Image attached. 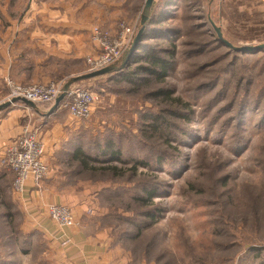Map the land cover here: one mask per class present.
I'll use <instances>...</instances> for the list:
<instances>
[{
    "label": "rangeland",
    "instance_id": "rangeland-1",
    "mask_svg": "<svg viewBox=\"0 0 264 264\" xmlns=\"http://www.w3.org/2000/svg\"><path fill=\"white\" fill-rule=\"evenodd\" d=\"M144 2L0 0V67L18 57L47 61L38 80L19 84H66L90 72L87 59L99 53L93 29L115 38L124 24L135 36ZM51 5L56 16L73 23L60 26L77 41V58H70L74 52L68 53L63 40L62 55L56 48L55 56L50 54L57 42H6L5 32L16 30L5 21L48 17ZM148 17L149 31L132 58L136 51L138 57L173 56L164 79L140 73L126 81L125 72L135 67L153 69L143 60L129 65L131 58L120 77L117 71L71 82L97 93L99 101L87 119L73 120L77 131L56 154L60 204L71 210L74 225L133 263L264 264V50H229L210 25L235 46L262 44L264 0H154ZM1 79L0 103L7 102L8 81L19 85L8 75ZM13 105L25 116L30 112L21 117L22 126L36 127L55 115H46L51 107L27 111ZM61 113L69 115L66 109ZM44 148L46 154L45 143ZM77 150L85 168L73 156ZM50 174L56 176L43 180ZM12 180L1 163L0 264H55L59 255L52 241L28 225Z\"/></svg>",
    "mask_w": 264,
    "mask_h": 264
},
{
    "label": "crops",
    "instance_id": "crops-1",
    "mask_svg": "<svg viewBox=\"0 0 264 264\" xmlns=\"http://www.w3.org/2000/svg\"><path fill=\"white\" fill-rule=\"evenodd\" d=\"M40 5L43 6L42 4ZM31 6L37 7L38 5L34 3ZM30 8L29 10H31ZM50 11L52 13L48 17H33L17 22L5 21V27L10 30H16V32H5V35H9L6 38V42L16 41L15 43L17 44L57 42L51 47L53 50H51L50 56H55L58 50L62 55L63 42L61 41L63 40L68 47V53L71 54L72 50L74 52L73 56L70 55V58H77V41L74 40L72 43L70 41V31L62 33L60 26L73 23L71 21H67L66 23L64 19L56 16L55 9L52 5L50 6ZM31 57L29 56V58ZM47 63V61L42 63L41 61L28 62L26 59H20L18 57V59H14L12 65L9 64L7 67H0V78L8 75L13 77L14 81L18 82V84H31L38 80L37 73L41 72V70H47L48 67H43ZM26 74H30L32 77L26 78ZM46 79L48 78L46 77ZM2 87H5L3 79L0 80V91ZM21 104L24 105L23 103ZM12 106V110L7 111L5 114H0V165L4 159V150L20 135L25 125H29L30 130H34L36 127L40 129L42 140L46 146L45 159L49 165L51 164V171L49 173H56V176L53 177L50 174L48 180L40 181L37 186L30 181L27 182L23 189L24 192L20 197V203L27 211L28 225L37 230H41L52 241L56 253L59 255L56 258L55 264H147L144 262L133 263L128 255H120L115 250L109 248L107 243L90 237L78 226V222L76 223L77 226L74 225L70 228L60 229L49 221L44 208L48 204H60L62 200V195L57 189V181L59 178L57 170L59 166L56 154L69 141V136L77 131V125L70 115L65 113L58 114L62 110L58 106L57 110H55V115L39 122L38 126L36 125L35 127L30 122L22 126L19 123H22L20 122L21 117L23 118L25 116L24 110L20 107L15 109L14 106L16 105ZM24 109L29 111L31 108L24 105ZM47 114L48 112H46ZM29 116L30 112L25 117Z\"/></svg>",
    "mask_w": 264,
    "mask_h": 264
},
{
    "label": "built area",
    "instance_id": "built-area-1",
    "mask_svg": "<svg viewBox=\"0 0 264 264\" xmlns=\"http://www.w3.org/2000/svg\"><path fill=\"white\" fill-rule=\"evenodd\" d=\"M134 31L124 24H120L115 38L107 32L94 28L91 38L99 53L94 58H88V71H97L111 66L122 55L123 50L132 43ZM9 94L5 101L14 98H23L34 106L49 107L55 99L62 94L64 83L51 81L44 84L17 85L12 81L7 82ZM99 95L89 89L73 85L68 89L65 99L60 103L70 117L75 121H84L97 107ZM4 102V101H3ZM1 102L0 104H3ZM36 130V131H35ZM30 130L25 125L16 139L4 150L2 163L13 175L11 188L22 195L27 182L38 185L49 173L45 162L44 143L38 137V129ZM48 219L60 229L70 228L74 225L71 210L61 204H48L45 207Z\"/></svg>",
    "mask_w": 264,
    "mask_h": 264
},
{
    "label": "water",
    "instance_id": "water-1",
    "mask_svg": "<svg viewBox=\"0 0 264 264\" xmlns=\"http://www.w3.org/2000/svg\"><path fill=\"white\" fill-rule=\"evenodd\" d=\"M153 2L154 0H145L144 5H143L144 7L143 13H142L141 20H140V27L138 28L135 36L132 39L133 41H132L131 48L129 52L126 54V57L124 58L122 64L116 69L113 68L112 66H108V67L101 68L100 70H97V71L85 73L83 76L76 77L72 79V81L64 84V87L61 90L62 94L54 101L50 110L48 111V114H52L53 111L57 110L60 102L66 96L68 89L72 86L71 82H81L87 79L98 78L102 75L116 73L117 71H120L125 67L126 63L132 58L133 52L137 49L138 45L142 41L144 32L148 25L147 23L148 18H149L148 16H149V12L151 10V5ZM210 25L215 33V37H217V39L221 42V44H223L229 50H232L238 53L257 52V51L264 50V43L259 44V45L246 44L245 46H235L232 42H229L223 37L222 30L219 26H217L212 21H210ZM19 102L23 103L25 106L35 111L36 109H38L37 106H34L31 102L19 97V98H14L11 101L3 102V104L0 105V111H3V109L9 107L10 105H13Z\"/></svg>",
    "mask_w": 264,
    "mask_h": 264
},
{
    "label": "trees",
    "instance_id": "trees-1",
    "mask_svg": "<svg viewBox=\"0 0 264 264\" xmlns=\"http://www.w3.org/2000/svg\"><path fill=\"white\" fill-rule=\"evenodd\" d=\"M149 23H150V25L153 24L152 22H149ZM148 31H149V28L146 29V31L144 33V38H145V36H147ZM137 53H138V51H136L134 53L133 58H132L129 65H131L134 62L143 60L147 64L152 66L153 69L148 70V69H145V68L139 66V67H135L133 69V72H125V71L122 72V71H120V72L116 73V75H117L116 77H120L125 72L126 74L123 76V78L126 79V81H128V82H133V78H134L133 76L134 75L137 76L140 73H146L148 75H154L157 79H164L165 78V75H166L165 70L170 65L169 62L171 61V59H173V56H169L168 59H163L159 55H154L152 52H149L147 55H144L142 57H138ZM154 68H156L157 71H155ZM157 94H164V93L162 91H159V92H157ZM153 121L155 123L158 122L156 118H154ZM73 156L75 157V159L79 162V164L83 168L86 167L87 162H86V158L84 157L83 153H81L79 150H77L73 153ZM149 194H150V196L152 195V193H149Z\"/></svg>",
    "mask_w": 264,
    "mask_h": 264
},
{
    "label": "bare ground",
    "instance_id": "bare-ground-1",
    "mask_svg": "<svg viewBox=\"0 0 264 264\" xmlns=\"http://www.w3.org/2000/svg\"><path fill=\"white\" fill-rule=\"evenodd\" d=\"M58 97H59V96H58ZM58 97H57V98H58ZM57 98H56V99H57ZM56 99H55V100H56ZM64 99H65V97L63 98V100H64ZM63 100H62V101H63ZM59 105H60V104H59ZM59 107H60V106H59Z\"/></svg>",
    "mask_w": 264,
    "mask_h": 264
}]
</instances>
